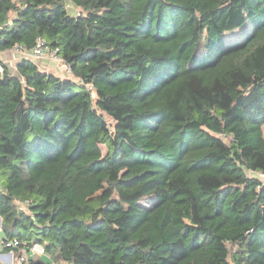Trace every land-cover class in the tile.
I'll return each instance as SVG.
<instances>
[{
    "label": "trees",
    "instance_id": "obj_1",
    "mask_svg": "<svg viewBox=\"0 0 264 264\" xmlns=\"http://www.w3.org/2000/svg\"><path fill=\"white\" fill-rule=\"evenodd\" d=\"M39 37L71 78L0 61L3 239L45 248L28 264H264V0H0V53Z\"/></svg>",
    "mask_w": 264,
    "mask_h": 264
},
{
    "label": "built area",
    "instance_id": "obj_2",
    "mask_svg": "<svg viewBox=\"0 0 264 264\" xmlns=\"http://www.w3.org/2000/svg\"><path fill=\"white\" fill-rule=\"evenodd\" d=\"M12 50L19 53L23 58L43 59L46 54L50 53L51 55L62 61V59L58 57V49L56 50L50 49L47 42L42 37H39L37 39L36 45L31 49H28L23 45L17 44L13 47ZM64 65L66 64L64 63ZM0 71H2L1 66H0ZM0 229H1V219H0ZM5 248H9L11 250L9 252H6L4 251ZM15 249H18L19 252L18 251L16 252ZM17 253L18 256L16 255ZM34 254H38L40 256L45 257L46 256L45 248L39 243H34L32 246L29 247L28 246L21 247L20 242L16 239L11 241H6L3 239V237H0V261L4 262V264H15V261L17 262V264H28V262L31 259V256Z\"/></svg>",
    "mask_w": 264,
    "mask_h": 264
},
{
    "label": "rangeland",
    "instance_id": "obj_3",
    "mask_svg": "<svg viewBox=\"0 0 264 264\" xmlns=\"http://www.w3.org/2000/svg\"><path fill=\"white\" fill-rule=\"evenodd\" d=\"M69 7H70L71 13L78 14V13L81 12L80 8H74L71 4H69ZM38 59H36V60H38ZM43 59H48V60L51 61L52 65L50 67L47 66L46 69L54 71L55 74L57 73L56 75H59V76L62 77V76H66V75H68L70 73L69 68L66 65H64V63L62 61H60L59 59H57L56 57H54L50 53L46 54ZM108 120L111 123H116L118 121V119L113 117V116L108 117ZM102 148H103L104 155H106L107 154V148L105 146H102ZM255 176H257L260 179L264 180V173H257ZM103 190H104V188L100 186L97 190H95L89 196V198L93 199V198L97 197L98 195H100L103 192ZM143 205L150 206L151 205V201L146 200V201L143 202ZM0 231H1V229H0ZM0 237H1V232H0ZM0 263L4 264V262H1V261H0ZM15 264H17L16 261H15Z\"/></svg>",
    "mask_w": 264,
    "mask_h": 264
},
{
    "label": "crops",
    "instance_id": "obj_4",
    "mask_svg": "<svg viewBox=\"0 0 264 264\" xmlns=\"http://www.w3.org/2000/svg\"><path fill=\"white\" fill-rule=\"evenodd\" d=\"M22 59H23V57L19 53H17L16 51H13V50H8V51L0 53V61L3 62L8 67H10L13 71L16 70L17 63ZM32 60L38 64V66L40 67L41 70L55 74L54 71L46 69L47 66L50 67L52 65L50 60H48V59H38V60L32 59ZM62 77L71 78V74L69 73L68 75L62 76ZM1 237H2V235H1Z\"/></svg>",
    "mask_w": 264,
    "mask_h": 264
},
{
    "label": "water",
    "instance_id": "obj_5",
    "mask_svg": "<svg viewBox=\"0 0 264 264\" xmlns=\"http://www.w3.org/2000/svg\"><path fill=\"white\" fill-rule=\"evenodd\" d=\"M0 219H1V217H0Z\"/></svg>",
    "mask_w": 264,
    "mask_h": 264
}]
</instances>
